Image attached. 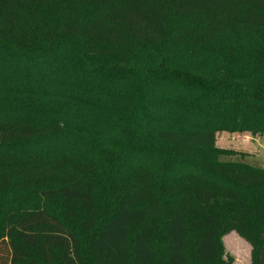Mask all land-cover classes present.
<instances>
[{
	"label": "trees",
	"instance_id": "16d2710c",
	"mask_svg": "<svg viewBox=\"0 0 264 264\" xmlns=\"http://www.w3.org/2000/svg\"><path fill=\"white\" fill-rule=\"evenodd\" d=\"M219 130L264 134V0H0V264H264Z\"/></svg>",
	"mask_w": 264,
	"mask_h": 264
},
{
	"label": "rangeland",
	"instance_id": "374dc122",
	"mask_svg": "<svg viewBox=\"0 0 264 264\" xmlns=\"http://www.w3.org/2000/svg\"><path fill=\"white\" fill-rule=\"evenodd\" d=\"M96 123L98 125L97 120ZM216 137L218 148L245 153L243 157L223 156V160L245 161L252 165L264 167V134L253 135L250 132L238 133L219 130ZM140 163L146 165L147 158ZM222 244L224 257L232 258V264H252L253 248L237 231L232 230L224 234Z\"/></svg>",
	"mask_w": 264,
	"mask_h": 264
}]
</instances>
